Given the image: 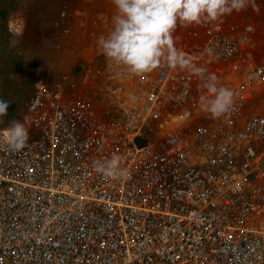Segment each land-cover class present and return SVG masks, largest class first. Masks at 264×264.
Masks as SVG:
<instances>
[{
  "label": "built area",
  "instance_id": "1",
  "mask_svg": "<svg viewBox=\"0 0 264 264\" xmlns=\"http://www.w3.org/2000/svg\"><path fill=\"white\" fill-rule=\"evenodd\" d=\"M102 18L94 55L25 100L26 147L0 150V264H264L254 23L230 14L177 25V48L234 91L235 110L212 119L188 72L137 77L107 61L96 41L112 21ZM113 155L127 178L95 172L93 161Z\"/></svg>",
  "mask_w": 264,
  "mask_h": 264
},
{
  "label": "clouds",
  "instance_id": "2",
  "mask_svg": "<svg viewBox=\"0 0 264 264\" xmlns=\"http://www.w3.org/2000/svg\"><path fill=\"white\" fill-rule=\"evenodd\" d=\"M115 13L112 27L97 38L99 52L110 63L132 76H143L160 67L186 71L203 83L207 92L200 98V110L212 119H220L235 110L234 91L218 84L217 77L195 65L177 48V25L191 26L215 22L246 10L252 0H112ZM8 102L0 100V117L7 115ZM29 140L27 121L13 120L0 129V150L19 152ZM96 173L106 179L127 178L130 173L120 166V157L93 161Z\"/></svg>",
  "mask_w": 264,
  "mask_h": 264
},
{
  "label": "crops",
  "instance_id": "3",
  "mask_svg": "<svg viewBox=\"0 0 264 264\" xmlns=\"http://www.w3.org/2000/svg\"><path fill=\"white\" fill-rule=\"evenodd\" d=\"M62 2L69 9H83V16L77 15L69 21L73 24L71 27H74L76 35L61 33L55 35L57 37L52 43L48 37L51 46L43 45L45 47L39 45L38 41H27L23 38L19 41L20 37L26 36L16 35L18 38L15 40H18L19 44L15 43L11 46L10 57H0V100L8 102L7 115L0 117V128L8 127L13 120L20 121L24 102L34 91L36 83L55 79L50 78L54 73L71 67L75 56L72 60L67 61V59L72 53L87 54V51L83 50V43L88 42V33L100 29L102 16L112 21L111 17L115 13L112 0H63Z\"/></svg>",
  "mask_w": 264,
  "mask_h": 264
},
{
  "label": "rangeland",
  "instance_id": "4",
  "mask_svg": "<svg viewBox=\"0 0 264 264\" xmlns=\"http://www.w3.org/2000/svg\"><path fill=\"white\" fill-rule=\"evenodd\" d=\"M62 1L0 0V57H10L11 46L15 43L19 44L17 41H21L22 38L27 41H38L41 46H51L50 44L53 42V39L59 34L70 35L71 33L64 32L63 28L64 26H68L74 31V27H71L73 24L69 21L77 15L79 17L83 16V9H69ZM232 14L233 17L246 18L254 23L255 31L253 37L256 44L255 49L258 54L264 55V0H252V3H250V6L246 10L239 13L233 12ZM16 35L26 36L28 39L20 37L21 39L15 40L18 38ZM90 36L88 37V42L84 41L83 43V50L84 52L87 51V54L81 53L80 55H75L72 53L67 59V61L72 60L75 56V59L71 62L72 66L69 65L71 67H67L66 70L54 73L50 78H58L66 74H76L79 62H86L91 54L94 55L95 50L91 46L93 44L90 43L92 41ZM48 37L51 39V43Z\"/></svg>",
  "mask_w": 264,
  "mask_h": 264
}]
</instances>
